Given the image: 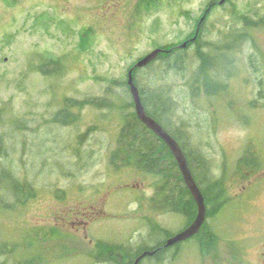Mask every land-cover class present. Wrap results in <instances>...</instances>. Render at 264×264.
I'll use <instances>...</instances> for the list:
<instances>
[{"label":"rangeland","instance_id":"rangeland-1","mask_svg":"<svg viewBox=\"0 0 264 264\" xmlns=\"http://www.w3.org/2000/svg\"><path fill=\"white\" fill-rule=\"evenodd\" d=\"M141 1L0 0V175L7 169L36 191L12 208L6 194L0 206V246L15 248L0 264H107L94 259L100 240L151 244L150 220L172 233L185 228L183 216L151 200L158 176L112 166L122 115L134 107L122 108L120 93L131 96L111 80L127 78L159 45L193 37L204 14L200 48L216 54L243 32L245 15H264V0L212 10L211 0H156L160 9L138 18ZM254 34L228 51L227 70L211 71L210 93L197 79L196 45L187 48L184 73L161 79L172 91L171 122L207 154L228 202L209 219L217 236L210 250L191 239L170 248L164 263L142 264H264V25ZM48 56L63 63L45 75ZM158 64L141 71L155 75ZM67 100L77 104L75 123L56 120ZM246 150L260 155L259 170L239 167ZM162 237L155 229L153 241Z\"/></svg>","mask_w":264,"mask_h":264},{"label":"trees","instance_id":"trees-1","mask_svg":"<svg viewBox=\"0 0 264 264\" xmlns=\"http://www.w3.org/2000/svg\"><path fill=\"white\" fill-rule=\"evenodd\" d=\"M156 4V0H142L138 5V9H136L138 18L141 13H150L160 9L161 3L160 6H156ZM255 16H257L258 19H253V17L245 15L242 18L245 24L243 32L237 35L236 38L233 37L234 39H232L231 43L228 41L223 44L220 50L216 51V54L212 53V51H203V49L200 48L202 40L201 28L199 38L196 42L189 43L186 48H178L172 44L159 45L166 51L161 52L158 58L148 66L134 70V80L140 90L142 102L147 114L159 122L163 128L177 140L186 156L193 177L203 193L207 207V220L201 231L192 239H196L199 246H203L208 250L211 249V241L217 238L215 231L210 226L209 219L218 215L228 202V200L226 201L224 198L226 190L225 180L222 177L216 178L214 176L210 159L198 146L191 143L189 133L185 129L176 127L171 122L174 109L172 91L171 89H165L164 84L160 82L161 79H166V74L168 73H184L188 69L190 57L186 54L187 48L196 45V55L201 60V64L198 67L197 79L200 75L205 79V82L202 83L204 86H207V91L210 93L211 80H209V76L211 71L220 72L219 68L224 70L225 67H223V65L228 64V51L234 48L236 42L240 44L243 39L251 40L253 38L254 40V32L264 25V15L260 16L257 13ZM252 61L255 69L259 71V68L256 67V60ZM157 62H159L157 68L153 69L155 75L151 76L150 72L141 71L142 69H152ZM51 63L55 64V69ZM61 63H63L61 57L48 56L42 63V66L45 67H42V70H44L45 75L53 74L50 70L60 71L57 66ZM133 65L131 67H133ZM47 67H49V69ZM228 76H232V74ZM197 79L196 77L194 78L195 82H198ZM111 82L116 86L125 88L126 93L131 96L132 100L128 101L123 98L122 93H120L121 97L119 98L122 103L125 104L122 108L127 109L130 106L134 107L133 111L123 113L122 115L123 123L117 138V143L110 153V162L112 166L117 169L132 167L144 173L158 176L159 180L156 182L155 193L151 197V200L158 210L183 216L187 222L185 227H187L193 222L197 215V204L190 189L185 183L177 159L165 141L138 118L128 85V77L123 80L112 79ZM211 95H216V92L211 93ZM108 102L109 101H106L104 104L98 103V105L101 107L108 106ZM171 103H173V105ZM76 106V103L72 104L67 100L57 113V122L75 123L78 120V115L75 114L73 107ZM1 111L2 109H0V113ZM67 114L70 116L72 115L71 120L64 118ZM259 160V154L252 150H246L244 155L240 158L239 167H247L250 171L255 172L260 168ZM1 173L3 174L0 175V189L4 193L0 192V206H3L2 203H7L5 199L6 194L11 197V202L8 201V206L11 205V208L15 203L18 204L21 201L25 203L30 198L36 196V191L29 181L17 180L7 169H3ZM150 221V233L145 240L151 239V244L125 245L100 240L98 242V252L94 256L95 261L107 264H130L144 250H157L155 255L145 257L141 261V264L145 259H152L156 262L164 263L168 258L169 249L171 248L165 247V243L174 233L170 232L166 227L160 224L158 225V223H153L152 220ZM155 229L163 235V237L156 242L152 239ZM182 244L183 243H179L175 246L178 247ZM8 249L5 245H1L0 254L10 253L15 250L13 247L7 251ZM174 255L175 253L172 254V259ZM22 264L27 263L22 262Z\"/></svg>","mask_w":264,"mask_h":264},{"label":"water","instance_id":"water-1","mask_svg":"<svg viewBox=\"0 0 264 264\" xmlns=\"http://www.w3.org/2000/svg\"><path fill=\"white\" fill-rule=\"evenodd\" d=\"M226 0H220L219 4H224ZM209 12V11H207ZM207 15L205 14L199 22L197 27V31L195 35L188 40L184 41L180 44L179 48H186L189 43L196 42L199 38V33L201 29L202 23L206 20ZM166 51L163 48H155L151 52H149L144 57L140 58L134 65L129 69L128 72V85L130 87V92L134 101L135 110L137 113L138 118L146 124V126L152 130L156 135H158L165 143L170 147L171 151L173 152L175 158L178 161L180 170L182 172L183 178L185 180L186 185L190 189L194 200L197 204V215L193 222L182 229L181 231L173 234L170 236L166 243L165 247H173L176 244L185 242L194 236H196L204 226L207 220V207L205 203V198L201 189L199 188L198 184L196 183L191 169L188 166V162L186 156L177 142V140L168 132L166 131L163 126L157 122L153 117L149 116L146 112L145 106L142 102L140 90L135 83L134 80V70L137 68H144L148 66L151 62L155 61L161 52ZM157 250H144L132 263L130 264H141V261L147 256L155 255Z\"/></svg>","mask_w":264,"mask_h":264},{"label":"flooded vegetation","instance_id":"flooded-vegetation-1","mask_svg":"<svg viewBox=\"0 0 264 264\" xmlns=\"http://www.w3.org/2000/svg\"><path fill=\"white\" fill-rule=\"evenodd\" d=\"M219 4V2H218V0H211V3H209V7L211 8V10L215 7V6H217ZM205 15V14H204ZM204 23V22H203ZM198 25H199V22H198ZM201 28H202V26H201ZM174 247H176V246H173V247H171V248H174Z\"/></svg>","mask_w":264,"mask_h":264},{"label":"bare ground","instance_id":"bare-ground-1","mask_svg":"<svg viewBox=\"0 0 264 264\" xmlns=\"http://www.w3.org/2000/svg\"><path fill=\"white\" fill-rule=\"evenodd\" d=\"M226 2H227V1H226ZM226 2H225V3H226ZM225 3H224V4H225ZM220 5H223V4H220ZM204 22H205V21H204ZM202 24H203V23H202ZM201 26H202V25H201ZM200 30H201V29H200ZM199 35H200V33H199ZM178 47H179V46H178Z\"/></svg>","mask_w":264,"mask_h":264}]
</instances>
